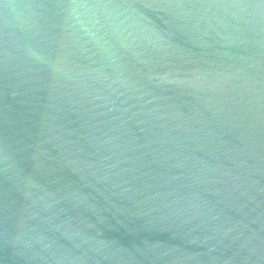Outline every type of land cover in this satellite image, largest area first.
<instances>
[{
	"label": "water",
	"instance_id": "obj_1",
	"mask_svg": "<svg viewBox=\"0 0 264 264\" xmlns=\"http://www.w3.org/2000/svg\"><path fill=\"white\" fill-rule=\"evenodd\" d=\"M0 264H264V0H0Z\"/></svg>",
	"mask_w": 264,
	"mask_h": 264
}]
</instances>
